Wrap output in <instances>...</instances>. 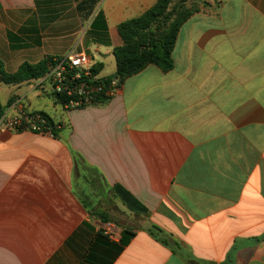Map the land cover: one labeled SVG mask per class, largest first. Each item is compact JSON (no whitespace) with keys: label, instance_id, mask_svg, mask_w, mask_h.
Returning <instances> with one entry per match:
<instances>
[{"label":"crops","instance_id":"0c3cea01","mask_svg":"<svg viewBox=\"0 0 264 264\" xmlns=\"http://www.w3.org/2000/svg\"><path fill=\"white\" fill-rule=\"evenodd\" d=\"M156 1L0 0L4 71L75 50L109 77L117 26ZM179 2L194 11L168 72L148 65L57 118L34 106L29 95L45 96L30 82L6 84H26L12 98L62 127L57 138L0 131V264H188L153 227L195 264H264V0ZM112 206L122 218L102 221Z\"/></svg>","mask_w":264,"mask_h":264},{"label":"trees","instance_id":"16d2710c","mask_svg":"<svg viewBox=\"0 0 264 264\" xmlns=\"http://www.w3.org/2000/svg\"><path fill=\"white\" fill-rule=\"evenodd\" d=\"M173 0H157L156 3L141 15L126 20L117 26V32L122 44L112 51L115 61V71L105 77V81L117 79L122 84L125 79L137 74L148 65L159 68L162 72H168L173 68L172 51L174 49L178 32L182 24L188 19L194 10L186 9L183 2L172 6ZM50 58H44L36 64L23 62L13 73L4 71L3 62L0 60V81L4 84H21L39 79L45 75ZM101 65L92 66L94 74H98ZM55 105L60 104L57 96H49ZM107 97L97 98L96 101H106ZM9 99L4 106L0 105V116L5 107L11 102ZM47 119L49 125H54V120L44 112H40ZM60 130L54 132V138L58 137ZM74 161H81L77 153H73ZM125 207L134 213L144 214L146 209L137 202L130 194L118 186L114 188ZM102 221H109L107 215L98 216ZM150 235L162 245L168 247L174 254L180 256L188 264H195L197 260L187 251H184L177 242L165 235L160 229L153 227L149 230ZM264 239V236L260 238Z\"/></svg>","mask_w":264,"mask_h":264},{"label":"built area","instance_id":"2783aa9c","mask_svg":"<svg viewBox=\"0 0 264 264\" xmlns=\"http://www.w3.org/2000/svg\"><path fill=\"white\" fill-rule=\"evenodd\" d=\"M103 0H99L102 2ZM92 59L84 51L71 50L63 56H52L45 75L31 80L30 85L45 97L57 96L63 111H70L91 105L97 98L110 97L119 88L117 79L105 81V77L91 70ZM62 124L49 125L47 119L38 111L27 108L24 97H13L0 116V131L29 132L54 138V132ZM105 234L114 237L111 226Z\"/></svg>","mask_w":264,"mask_h":264},{"label":"rangeland","instance_id":"374dc122","mask_svg":"<svg viewBox=\"0 0 264 264\" xmlns=\"http://www.w3.org/2000/svg\"><path fill=\"white\" fill-rule=\"evenodd\" d=\"M91 52L93 54H96L93 52V50ZM112 72H113V67L108 62H106L103 70H101L100 73L101 74H111ZM18 88H21V89L18 90ZM18 88H14L12 85H6L4 83L2 84L0 81V104L6 103L7 100L12 98V95L14 94L19 95L18 93H23L28 89V87L26 88V84L25 85L23 84ZM29 96L34 103V106H36L37 104V106H39L41 109L43 108L46 109L47 111H49L50 114L52 115L54 114L53 117L57 118V117L64 115L62 108L59 105H55L53 101L49 100L48 98L42 97L39 99H34L33 94ZM108 209L111 211L109 213H106V215L108 216L110 221H112L113 219L117 220L118 217L122 218L123 214L118 208L112 206V208H108Z\"/></svg>","mask_w":264,"mask_h":264}]
</instances>
